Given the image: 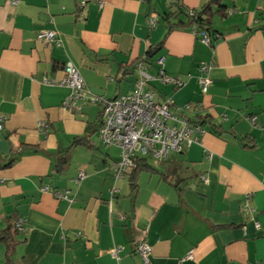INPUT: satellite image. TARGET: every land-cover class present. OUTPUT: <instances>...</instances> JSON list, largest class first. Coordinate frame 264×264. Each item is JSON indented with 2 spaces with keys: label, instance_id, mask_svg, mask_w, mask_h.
I'll return each mask as SVG.
<instances>
[{
  "label": "crops",
  "instance_id": "1",
  "mask_svg": "<svg viewBox=\"0 0 264 264\" xmlns=\"http://www.w3.org/2000/svg\"><path fill=\"white\" fill-rule=\"evenodd\" d=\"M221 2L224 13L212 15L220 35L206 43L191 26L168 30L169 0H0V155L15 157L0 167V229L26 219L14 264H143L139 240L151 246L148 264H264V0ZM47 29L60 45L36 38ZM158 57L181 85L157 79ZM67 61L105 99L132 90L144 62L157 100L206 115L199 142L135 172V187L132 168L115 178L108 166L120 149L96 133L102 103L66 108L69 89L43 81L61 78ZM211 61L202 93L198 64ZM5 250L0 242V264Z\"/></svg>",
  "mask_w": 264,
  "mask_h": 264
},
{
  "label": "built area",
  "instance_id": "2",
  "mask_svg": "<svg viewBox=\"0 0 264 264\" xmlns=\"http://www.w3.org/2000/svg\"><path fill=\"white\" fill-rule=\"evenodd\" d=\"M8 1L12 4L17 2V0ZM83 4L84 1H80L79 6ZM155 23V17L147 18V24L150 27ZM197 31L200 32L204 42L209 43L206 34L200 29ZM36 38L55 45L61 43L60 39L56 37V31L52 29L37 32ZM156 62L160 66L156 74L157 79L164 83L170 82L174 86L182 84L177 76H171L164 72L162 57H158ZM212 65V61L198 64V69L201 72L198 81L202 93L207 92L211 82L209 71ZM146 68L147 65L144 62H139L137 64L138 77L132 90L107 99L87 87L79 70L70 61L64 64L61 78H43L45 83L63 85L69 89L62 101V105L66 108L79 110L81 104L102 103L96 133L103 146H116L120 149L119 159L112 161L108 166L115 178L126 174L135 165L138 157L149 156L157 162H161L172 153H181L192 143H198L199 136L204 131L202 125L189 122L186 119V114L183 112L192 110L189 103L175 106L171 97L160 101L156 99L155 91L149 86V80L154 77L147 72ZM200 108L201 106L198 109ZM2 119L0 116V128ZM254 119L255 117L252 116L251 120L254 121ZM36 125L42 132H46L45 122L39 120ZM83 176L84 172L80 171L77 180ZM200 178L206 181L204 175H201ZM42 189L47 190L48 186H43ZM52 192L56 198L68 199L69 190L55 189ZM244 208L246 212L251 210L247 202L244 203ZM25 221L24 217H17L15 226L22 229ZM119 249V246H115L111 254L116 255ZM135 250L142 263L148 264L151 246L144 240H139L136 242ZM187 255L190 256V252Z\"/></svg>",
  "mask_w": 264,
  "mask_h": 264
},
{
  "label": "trees",
  "instance_id": "3",
  "mask_svg": "<svg viewBox=\"0 0 264 264\" xmlns=\"http://www.w3.org/2000/svg\"><path fill=\"white\" fill-rule=\"evenodd\" d=\"M170 6L172 9L163 13V18L167 23L168 30L171 29H183L188 27H193L194 30L200 29L203 31L209 39V43L212 40L216 39L219 33L215 32L212 29V15L218 11V13H224L226 6L221 2V0H208L203 5L198 8H190L182 4L178 0L169 1ZM170 9V8H169ZM159 46V44H158ZM154 47H149L146 51L145 58H149L154 53ZM145 58L143 59L144 62ZM64 66V65H63ZM206 115L200 113L199 111H195L193 117H189L186 115V119L189 122H196L202 125L205 121ZM99 123V119L97 125ZM97 128V127H96ZM83 142V138L74 136L71 139V144ZM67 152V150H66ZM15 157L7 156V155H0V167H7L12 164ZM146 157H138L135 161V165L132 167L133 171L131 173V185L133 187L136 186L134 181V173L140 169L148 168V169H155L154 166L149 164L145 161ZM67 162V155L66 153L60 155L58 157V162L55 164V167L61 169ZM164 162V161H162ZM167 177L168 175H163ZM17 218V217H16ZM16 218L12 219L9 222V225L4 229H0V242H3L6 246L5 250V264H14L12 255L14 252L15 245L18 243L17 232L21 229H18L15 226Z\"/></svg>",
  "mask_w": 264,
  "mask_h": 264
},
{
  "label": "rangeland",
  "instance_id": "4",
  "mask_svg": "<svg viewBox=\"0 0 264 264\" xmlns=\"http://www.w3.org/2000/svg\"><path fill=\"white\" fill-rule=\"evenodd\" d=\"M148 72V71H147ZM151 75V74H150ZM166 84H172V83H170V82H167ZM153 89V88H152ZM154 90V89H153ZM148 158V162H149V164H153V165H156L157 164V161L156 160H154L152 157H147ZM152 165V166H153Z\"/></svg>",
  "mask_w": 264,
  "mask_h": 264
}]
</instances>
